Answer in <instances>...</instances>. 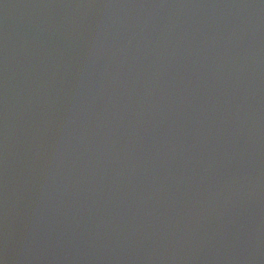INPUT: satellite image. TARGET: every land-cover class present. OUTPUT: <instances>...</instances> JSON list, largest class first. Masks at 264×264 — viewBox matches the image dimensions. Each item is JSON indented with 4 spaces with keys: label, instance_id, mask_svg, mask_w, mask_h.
<instances>
[{
    "label": "water",
    "instance_id": "95a60500",
    "mask_svg": "<svg viewBox=\"0 0 264 264\" xmlns=\"http://www.w3.org/2000/svg\"><path fill=\"white\" fill-rule=\"evenodd\" d=\"M0 264H264V0H0Z\"/></svg>",
    "mask_w": 264,
    "mask_h": 264
}]
</instances>
